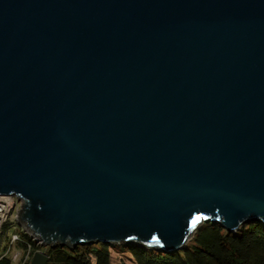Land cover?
Instances as JSON below:
<instances>
[{
    "label": "water",
    "instance_id": "obj_1",
    "mask_svg": "<svg viewBox=\"0 0 264 264\" xmlns=\"http://www.w3.org/2000/svg\"><path fill=\"white\" fill-rule=\"evenodd\" d=\"M0 195L41 247L264 227V0H0Z\"/></svg>",
    "mask_w": 264,
    "mask_h": 264
},
{
    "label": "trees",
    "instance_id": "obj_2",
    "mask_svg": "<svg viewBox=\"0 0 264 264\" xmlns=\"http://www.w3.org/2000/svg\"><path fill=\"white\" fill-rule=\"evenodd\" d=\"M10 225L7 221L0 229V264H12L6 254L10 246L9 230L19 235L15 248L23 255L29 252L30 258L36 251H45L46 264H116L117 258L122 264L124 257L134 264H264V227L260 224H247L232 233L220 225L204 223L182 250L169 254L138 245L108 246L103 243L72 249L59 245L41 247L22 230L17 232L18 226L11 229Z\"/></svg>",
    "mask_w": 264,
    "mask_h": 264
},
{
    "label": "rangeland",
    "instance_id": "obj_3",
    "mask_svg": "<svg viewBox=\"0 0 264 264\" xmlns=\"http://www.w3.org/2000/svg\"><path fill=\"white\" fill-rule=\"evenodd\" d=\"M1 200L6 202V204H3L1 206V209H0V229L2 228V224H3L2 222L3 221L10 222L11 223V225H10L11 229H13L14 225H17L16 218H17V214L21 208L22 202H21V200H20V202H16V201L14 202L10 198H3ZM17 232H21V229L19 226L17 227ZM7 234L10 236L12 234V232H10V230H9V231H7ZM15 250L18 252V255H19V252H21V250H19L17 248H15ZM116 261H117L116 264H120L118 261V258L116 259ZM16 262H17V260L15 262H12V264H16ZM122 264H134V263L131 262L129 259H127V257H124V261Z\"/></svg>",
    "mask_w": 264,
    "mask_h": 264
},
{
    "label": "built area",
    "instance_id": "obj_4",
    "mask_svg": "<svg viewBox=\"0 0 264 264\" xmlns=\"http://www.w3.org/2000/svg\"><path fill=\"white\" fill-rule=\"evenodd\" d=\"M3 198H10L14 202L15 201L20 202V200H18L16 196H1L0 195V202H1L0 203V209H1V206L3 204H6V202L1 200ZM5 222H7V221H3L2 223L4 224ZM16 226L17 225H14L13 229H16ZM18 240H19V235L12 232V234L10 235V246H9V249L7 250L6 254H8L10 256L12 262H15L17 260L16 264H19L22 258L23 259H22L21 264H25L26 262H30L31 258H30L29 252H26L25 255H23L22 252H19V255H18V252L15 250V243Z\"/></svg>",
    "mask_w": 264,
    "mask_h": 264
},
{
    "label": "snow or ice",
    "instance_id": "obj_5",
    "mask_svg": "<svg viewBox=\"0 0 264 264\" xmlns=\"http://www.w3.org/2000/svg\"><path fill=\"white\" fill-rule=\"evenodd\" d=\"M200 219H201L200 217H195V218L192 220L191 227H192V228H195V226L197 225V223L199 222Z\"/></svg>",
    "mask_w": 264,
    "mask_h": 264
}]
</instances>
